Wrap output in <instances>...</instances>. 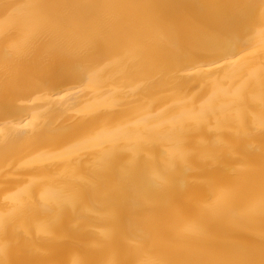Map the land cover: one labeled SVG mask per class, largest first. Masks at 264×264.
Listing matches in <instances>:
<instances>
[{
	"label": "bare ground",
	"instance_id": "1",
	"mask_svg": "<svg viewBox=\"0 0 264 264\" xmlns=\"http://www.w3.org/2000/svg\"><path fill=\"white\" fill-rule=\"evenodd\" d=\"M0 264H264V0H0Z\"/></svg>",
	"mask_w": 264,
	"mask_h": 264
}]
</instances>
